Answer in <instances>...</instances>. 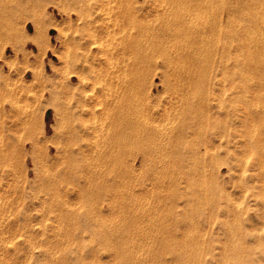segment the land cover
<instances>
[{"label": "rangeland", "instance_id": "obj_1", "mask_svg": "<svg viewBox=\"0 0 264 264\" xmlns=\"http://www.w3.org/2000/svg\"><path fill=\"white\" fill-rule=\"evenodd\" d=\"M129 1L112 16L106 0H0V264H264V150L250 146L264 93L238 82L240 148L226 147L223 106L234 103L221 51L210 46L197 97L179 82L180 38H154L166 0ZM233 4L241 27L257 11L215 0L183 44ZM124 108L136 128L123 144Z\"/></svg>", "mask_w": 264, "mask_h": 264}, {"label": "bare ground", "instance_id": "obj_2", "mask_svg": "<svg viewBox=\"0 0 264 264\" xmlns=\"http://www.w3.org/2000/svg\"><path fill=\"white\" fill-rule=\"evenodd\" d=\"M144 1V0H143ZM159 1V0H158ZM157 1V2H158ZM164 1V0H163ZM107 4L106 5V10L109 11V13H112V16H117L119 14H123L126 13L128 11L131 10L132 6H131V2L129 0H106ZM153 2V1H152ZM160 2V1H159ZM105 3V2H104ZM103 3V4H104ZM138 3V2H137ZM148 4V2H147ZM153 4V3H152ZM215 4V0H166L165 2H163L162 4L158 5L157 7H154V14L155 16H153V18L156 19V21H160L162 23V26L165 25V23H169L168 20H170L166 15L168 13H170L171 11L173 12L174 10L178 13V15H180V18L175 21H173L172 24H168L166 26V28L161 29L158 28L162 27L159 25L160 22H158V26L157 29L160 31L159 34H157L156 29L154 31L155 32V37L156 39H160V38H165V37H175L173 39H177L180 38L178 40V43L181 45V47L179 48V50L181 51V60L179 61V63L177 64V67L180 68L182 71H178L179 75L181 77V79H179V82L185 81L190 82V84L192 83L193 85H191L190 87H194L195 88V92L194 93H199L197 95V97H201L204 99L205 95V90H208L205 86L204 83H202L200 86H198V83L200 81V79H204L207 76V72H206V66L208 64V59H207V53L210 54L211 52V48L210 46H217L218 49L221 51L222 54V58L225 62L224 65V71H223V76L226 82H229L230 87L228 89H226V92H230L231 93V97L230 99H233V105H224L223 108L226 110V117L227 118H231V121L229 123H227L226 126V138H225V143H226V147H228V145H231L232 143L234 144V148L239 151L240 148V141L238 139V127L240 125V108L238 103L240 102V90H239V84L241 80H248V79H252L255 83V87L252 89V93L253 94H259V93H264V0H254V6L257 7V11L256 12H251V14H247L244 17V22H246V24H244L242 27L239 25L238 22V18H239V13H240V9L238 8V4L234 5V6H230L231 8L229 9L230 11L227 13V17L226 19L223 21L224 22H214L211 23L210 25H205L202 24L200 28L197 29V32L193 37V40H191L190 42H185L183 44V42L187 39L189 34H183V32H188V29L190 28L191 24H195V22L197 21V19L199 18H206V16L208 15V13H212L213 12V5ZM141 5V4H140ZM150 2L148 4V6L150 7ZM154 5V4H153ZM152 5V7H153ZM157 5V4H156ZM249 5V4H248ZM147 7V5H145ZM155 6V5H154ZM255 7V8H256ZM105 8V7H104ZM148 8V7H147ZM141 11L142 8H140ZM145 9V8H144ZM151 8L148 9V11ZM103 9H101L102 11ZM153 9H151L152 11ZM107 11V13H108ZM147 11V9H146ZM147 11V12H148ZM225 11V10H224ZM105 12V11H103ZM138 12V11H136ZM135 12V13H136ZM140 12V11H139ZM145 13V12H144ZM142 13L141 15L143 16ZM149 13V12H148ZM152 13V12H151ZM150 13V14H151ZM243 13V12H241ZM146 14V13H145ZM110 15V14H108ZM130 15V14H128ZM121 16V15H120ZM123 16V15H122ZM133 16V15H132ZM141 16V17H142ZM146 17V15H144ZM143 16V17H144ZM150 16V15H148ZM152 16V15H151ZM150 16V17H151ZM109 17V16H108ZM142 17V18H143ZM224 17V16H223ZM122 18V17H121ZM120 18V19H121ZM133 18V17H132ZM149 18V17H148ZM203 18V19H204ZM242 18V17H241ZM119 19V18H118ZM127 19V17H126ZM138 19V18H137ZM154 19V20H155ZM122 20V19H121ZM129 20V19H127ZM133 20V19H132ZM140 20V19H139ZM153 20V19H152ZM111 21V19L109 20ZM114 21V20H113ZM123 21V20H122ZM138 21V20H137ZM144 21V18H143ZM156 21H154L153 26L156 25ZM200 21V20H199ZM106 22V21H105ZM131 22V21H130ZM152 22V21H151ZM150 22V24H151ZM213 22V21H212ZM115 23V26L118 24V20L115 19V21L113 22ZM123 23V22H122ZM120 21V24H122ZM125 23V21H124ZM138 25H140V27H142V20L140 22H137ZM109 25V23H107ZM112 24V23H110ZM130 24V23H129ZM128 24V25H129ZM145 23H143L144 25ZM164 24V25H163ZM193 24V25H194ZM114 25V24H113ZM121 26V25H120ZM127 25H125L126 27ZM146 26V25H145ZM233 26L235 27L234 30H232ZM240 26V27H239ZM114 27V26H112ZM118 27V26H117ZM132 27V26H131ZM138 26H136L137 29ZM152 27L151 25L148 27H142L145 29V31H149L148 29ZM116 28V27H115ZM122 28V27H121ZM150 28V30H153ZM229 28L231 30H229ZM123 29V28H122ZM141 29V28H140ZM108 30V27L107 29ZM138 30V29H137ZM143 30V29H142ZM196 30V29H195ZM140 31V30H139ZM192 32V31H191ZM138 33V32H137ZM149 32H146V34ZM140 34L142 35L141 31ZM143 34H145L143 32ZM152 34V33H151ZM126 35V34H125ZM140 35V36H141ZM191 35V33H190ZM139 36V37H140ZM152 36V35H150ZM142 37V36H141ZM149 36L146 35V38H148ZM153 37V36H152ZM151 37V38H152ZM130 38V37H129ZM150 38V37H149ZM171 39V38H170ZM151 40V39H150ZM157 41V40H156ZM171 41V40H170ZM183 41V42H182ZM175 43V42H174ZM176 44V43H175ZM146 45V44H145ZM138 47V46H137ZM153 47V46H152ZM118 48V47H117ZM192 48V51H189V49ZM125 52V48H123ZM178 50V51H179ZM217 50V51H219ZM216 51V52H217ZM173 53V52H172ZM127 54V53H126ZM176 54V53H175ZM219 54V53H218ZM173 55V54H172ZM129 56V55H128ZM219 56V55H218ZM221 56V55H220ZM217 57V55L215 56ZM219 60V59H218ZM122 62V61H121ZM223 62V61H222ZM172 63V61L170 62ZM220 63V61H219ZM174 66V65H173ZM209 66V64H208ZM207 66V68H208ZM146 67V66H145ZM128 69V68H127ZM170 72V71H169ZM175 75V74H174ZM177 76V75H176ZM175 78V77H174ZM179 77H177L178 79ZM178 82V80H177ZM204 84V85H203ZM101 88V87H100ZM124 88V87H123ZM131 90V89H130ZM126 91V90H125ZM194 91V90H193ZM242 91V90H241ZM251 91V90H250ZM129 92V91H128ZM250 93V92H249ZM188 94V93H187ZM264 95V94H263ZM104 96V95H103ZM107 96V95H105ZM182 96V95H181ZM187 96V95H186ZM194 96V95H193ZM192 97V99L190 98L191 102L194 103V101L197 100V98ZM253 96V95H252ZM109 97V96H108ZM107 97V98H108ZM196 97V96H195ZM127 100V99H126ZM125 100V101H126ZM200 100V99H198ZM229 101V100H228ZM136 102V101H135ZM197 102V101H196ZM200 101H198L197 104ZM109 105V102H107ZM125 103V102H124ZM189 103V102H188ZM112 104V103H111ZM192 104V103H191ZM202 102H201V106H202ZM113 105V104H112ZM112 105H110L109 107H112ZM128 105V104H127ZM204 105V104H203ZM107 106V105H106ZM121 106V105H120ZM118 106V107H120ZM122 106H124L122 104ZM189 106V105H188ZM196 106V105H195ZM205 106V105H204ZM193 108H195L192 105ZM196 107H199L198 105ZM108 108V107H107ZM117 108V107H116ZM187 108V107H186ZM256 108V107H255ZM109 109V108H108ZM196 109V108H195ZM194 109V111L192 110L189 111L191 113L197 112ZM206 109V108H205ZM114 110V108H113ZM126 108L120 110L119 112V117L118 120L116 119L115 121H117V123H115L116 125L119 124V128H120V134H121V139L120 141L124 144V142H126L129 133L134 130L136 127H134V125L132 126L131 121L128 119L127 115L128 112H126ZM198 110V109H197ZM119 111V110H118ZM175 111V110H174ZM204 111V110H203ZM109 112V111H108ZM112 112V111H111ZM242 112V111H241ZM186 113V112H185ZM70 114V112H69ZM188 114V113H187ZM68 115V113H67ZM107 115V114H106ZM105 115V116H106ZM186 115V114H185ZM189 115V114H188ZM193 116V114H190ZM197 114H194V117ZM205 115V114H204ZM252 115V114H251ZM72 116V114H71ZM110 116V115H109ZM173 117V116H171ZM187 117V116H186ZM191 117L190 118H194ZM205 117V116H204ZM207 117V116H206ZM205 117V119H206ZM250 117V116H249ZM107 118V117H106ZM115 118V117H114ZM183 118V117H182ZM198 118V117H196ZM195 118V119H196ZM233 118V120H232ZM70 119V118H69ZM189 119V118H188ZM188 119H184L186 121H188ZM194 119V121H195ZM201 119V117H200ZM253 119V120H252ZM252 122L253 124H264V119L261 115V111L260 113H256V116L253 117L252 116ZM111 120V119H110ZM193 120V119H192ZM199 120V118H198ZM207 120V119H206ZM205 120V121H206ZM69 121V120H68ZM109 121V120H108ZM114 121V119H113ZM182 121V120H181ZM190 121V120H189ZM193 124L196 123V121ZM202 121V120H200ZM198 121V123L200 122ZM104 122V121H103ZM173 122V121H172ZM192 121H190L191 124ZM175 123V122H174ZM248 123V122H247ZM184 125V124H182ZM189 125V124H187ZM186 125V126H187ZM196 125V124H195ZM200 124H198L199 126ZM107 126V125H106ZM230 126L233 127V130H235V136L231 139V130L232 128H230ZM253 126V125H252ZM111 127V126H110ZM181 127V126H180ZM184 129L185 125L183 126ZM182 127V128H183ZM191 127V125L189 126V128ZM195 127V126H192ZM197 127V126H196ZM195 127V128H196ZM104 128L105 125H104ZM178 128V127H177ZM173 129V128H171ZM199 129V127L197 128V130ZM203 129H205V127H203ZM178 130V129H177ZM192 130V129H191ZM195 130V129H194ZM194 133H196V131H194ZM114 131V130H113ZM162 131V130H161ZM186 131V130H183ZM110 132V131H109ZM112 132V131H111ZM144 132V131H143ZM151 132V131H150ZM160 132V131H159ZM192 132V134H193ZM202 132V130H201ZM114 133V132H113ZM112 133V134H113ZM156 133V132H155ZM188 132H185V134ZM190 133V132H189ZM111 134V133H110ZM142 134V133H141ZM152 134V133H150ZM203 134V133H202ZM136 135V134H135ZM140 135V134H139ZM145 135V134H144ZM149 135V134H148ZM164 135V134H163ZM191 135V134H189ZM188 135V136H189ZM262 135H264V130L260 135H255L257 136L256 140H252V138L250 139V146L251 148H257V147H261L259 146V144H263L262 145V149L264 150V137L262 139ZM150 136V135H149ZM160 136V135H159ZM168 136V135H167ZM115 137V136H113ZM153 138H154V134H153ZM157 137L155 136V139ZM187 138V137H186ZM115 139V138H114ZM135 139V137H134ZM154 139V141H155ZM161 139V138H160ZM159 139V140H160ZM164 139V138H163ZM160 140V141H164V140ZM180 139V137H179ZM116 141V140H115ZM138 141V140H137ZM150 141H153L152 139ZM153 141V143H154ZM232 141V143H231ZM118 142V141H117ZM139 142V141H138ZM168 142V141H167ZM243 142V141H242ZM249 142V141H248ZM159 143V142H158ZM166 143V142H165ZM118 144V143H117ZM169 144V143H168ZM173 144V143H172ZM248 144V143H247ZM116 145V143H115ZM119 145V144H118ZM149 146V143H148ZM151 146V145H150ZM157 146V145H156ZM159 144H158V148H159ZM163 146V145H162ZM246 146V145H245ZM250 146L248 147L250 149ZM156 148V147H155ZM163 148V147H160ZM147 149V148H146ZM160 150V149H159ZM165 150V149H163ZM172 150V149H171ZM174 150V149H173ZM154 151V150H153ZM252 151V150H251ZM160 152V151H159ZM165 152V151H164ZM178 152V150H177ZM146 153V152H145ZM172 153V152H171ZM238 153V152H237ZM151 154V153H150ZM167 154V153H166ZM230 153L228 152V155ZM169 155V154H168ZM257 155H258V151H257ZM176 156V155H175ZM260 156V155H259ZM256 156V157H259ZM262 159V158H261ZM261 162V161H260ZM261 165V164H260Z\"/></svg>", "mask_w": 264, "mask_h": 264}]
</instances>
